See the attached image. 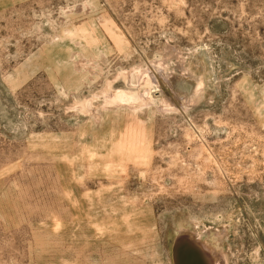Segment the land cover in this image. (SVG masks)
<instances>
[{
  "label": "rangeland",
  "instance_id": "1",
  "mask_svg": "<svg viewBox=\"0 0 264 264\" xmlns=\"http://www.w3.org/2000/svg\"><path fill=\"white\" fill-rule=\"evenodd\" d=\"M198 243L264 264V0H0V264Z\"/></svg>",
  "mask_w": 264,
  "mask_h": 264
},
{
  "label": "bare ground",
  "instance_id": "2",
  "mask_svg": "<svg viewBox=\"0 0 264 264\" xmlns=\"http://www.w3.org/2000/svg\"><path fill=\"white\" fill-rule=\"evenodd\" d=\"M122 93V92H121ZM120 93V94H121ZM120 94H118V95H115V98H117L118 100H122V99H126V100H131V99H133L132 97L131 98H128V97H126L125 95H120ZM124 101V100H123ZM199 244V243H198ZM199 248V250L198 251H200L199 253H200V257L198 258V257H196L195 255L192 257L193 258V261H195V260H197V264H198V260H199V264H205V263H207V264H225L222 260H221V258H220V254L217 252V250L216 251H213V253L215 254V256L213 257L212 255H214V254H212V255H210V253H208L207 252V249H209V247H204L203 246V244H199V246H198ZM205 248H207V249H205ZM211 251H212V249H210ZM214 250V249H213ZM177 253H178V255H179V257H177V262H178V264H184V260H185V258H183L184 256H186L187 257V255L188 254H186V253H184L183 255H180V252H178L177 251ZM192 254H194V253H192ZM195 258V259H194ZM186 264H187V262H185ZM195 264H196V261L194 262ZM193 263V264H194ZM189 264V263H188Z\"/></svg>",
  "mask_w": 264,
  "mask_h": 264
}]
</instances>
